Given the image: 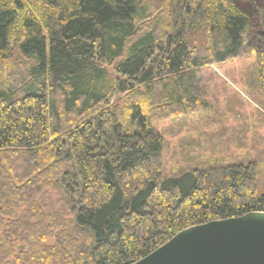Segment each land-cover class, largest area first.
<instances>
[{"label": "trees", "instance_id": "1", "mask_svg": "<svg viewBox=\"0 0 264 264\" xmlns=\"http://www.w3.org/2000/svg\"><path fill=\"white\" fill-rule=\"evenodd\" d=\"M250 53L264 108V0H0V264H128L264 211L255 162L167 176L154 126Z\"/></svg>", "mask_w": 264, "mask_h": 264}, {"label": "rangeland", "instance_id": "2", "mask_svg": "<svg viewBox=\"0 0 264 264\" xmlns=\"http://www.w3.org/2000/svg\"><path fill=\"white\" fill-rule=\"evenodd\" d=\"M255 72L252 53L204 67L198 75L210 108L154 122L167 146V176L208 159L220 166L255 162L257 193L264 194V108ZM186 154L190 165L181 159Z\"/></svg>", "mask_w": 264, "mask_h": 264}, {"label": "water", "instance_id": "3", "mask_svg": "<svg viewBox=\"0 0 264 264\" xmlns=\"http://www.w3.org/2000/svg\"><path fill=\"white\" fill-rule=\"evenodd\" d=\"M128 264H264V211L186 227Z\"/></svg>", "mask_w": 264, "mask_h": 264}]
</instances>
